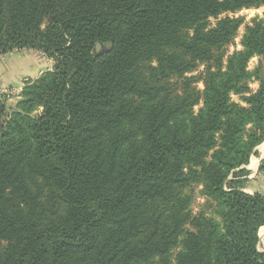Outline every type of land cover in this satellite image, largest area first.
<instances>
[{
  "label": "trees",
  "instance_id": "trees-1",
  "mask_svg": "<svg viewBox=\"0 0 264 264\" xmlns=\"http://www.w3.org/2000/svg\"><path fill=\"white\" fill-rule=\"evenodd\" d=\"M262 7L0 0V56L53 62L0 99V264H171L186 226L176 264H264V197L242 191L264 143V15L226 56L244 22L228 15ZM193 185L220 224L193 215Z\"/></svg>",
  "mask_w": 264,
  "mask_h": 264
},
{
  "label": "rangeland",
  "instance_id": "rangeland-1",
  "mask_svg": "<svg viewBox=\"0 0 264 264\" xmlns=\"http://www.w3.org/2000/svg\"><path fill=\"white\" fill-rule=\"evenodd\" d=\"M264 15V8L259 9H246L237 12L233 15H228L234 18H243V25L240 27L235 39L230 45L226 47V56H229L234 51H239L240 38L243 34L244 27L250 25L254 19H261ZM222 15L221 17H224ZM220 17V18H221ZM211 24L215 21L210 20ZM225 62V59H224ZM257 58L252 59L248 64V69L251 71L257 65ZM53 67V62L48 59L44 54L37 51H15L13 53L0 56V99L7 107H13L18 101H20L21 91L23 87L30 81L36 80L42 73L50 71ZM5 70L4 74L2 70ZM203 66H200L198 72L203 71ZM193 75H197V73ZM198 89L201 91L203 89L202 84L197 85ZM250 88L255 90L257 84H251ZM231 99L235 103H240L238 97L232 95ZM201 106L195 108V111L200 109ZM34 114L33 116H35ZM262 145V144H261ZM245 182V181H244ZM189 191L192 192L193 200L190 206V210L193 215L204 214L206 217L212 219L214 222L220 224V218L215 213V203L209 201L201 195V187L193 185L190 187ZM187 231H192V228L186 226L183 234L179 238V243L177 247L172 250L169 255L171 264H176V255L182 250V241L184 239V234ZM259 236V233H258ZM4 244H2V248ZM258 250L260 248L257 246ZM262 252V251H261Z\"/></svg>",
  "mask_w": 264,
  "mask_h": 264
},
{
  "label": "crops",
  "instance_id": "crops-1",
  "mask_svg": "<svg viewBox=\"0 0 264 264\" xmlns=\"http://www.w3.org/2000/svg\"><path fill=\"white\" fill-rule=\"evenodd\" d=\"M5 70H2L3 74ZM262 160H264V143L256 148V155L250 158L245 168L248 175L244 178L245 182L242 189L244 193L249 195L259 194L264 197V174L258 173V167ZM258 247L264 252V227L259 230Z\"/></svg>",
  "mask_w": 264,
  "mask_h": 264
},
{
  "label": "bare ground",
  "instance_id": "bare-ground-1",
  "mask_svg": "<svg viewBox=\"0 0 264 264\" xmlns=\"http://www.w3.org/2000/svg\"><path fill=\"white\" fill-rule=\"evenodd\" d=\"M254 164H255V162H254Z\"/></svg>",
  "mask_w": 264,
  "mask_h": 264
}]
</instances>
